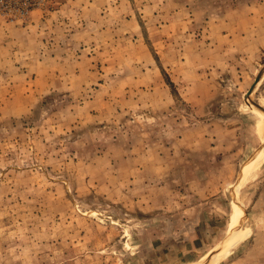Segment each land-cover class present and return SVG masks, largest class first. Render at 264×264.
Instances as JSON below:
<instances>
[{
    "label": "rangeland",
    "instance_id": "obj_1",
    "mask_svg": "<svg viewBox=\"0 0 264 264\" xmlns=\"http://www.w3.org/2000/svg\"><path fill=\"white\" fill-rule=\"evenodd\" d=\"M257 125L264 0H0V264H264Z\"/></svg>",
    "mask_w": 264,
    "mask_h": 264
},
{
    "label": "bare ground",
    "instance_id": "obj_2",
    "mask_svg": "<svg viewBox=\"0 0 264 264\" xmlns=\"http://www.w3.org/2000/svg\"><path fill=\"white\" fill-rule=\"evenodd\" d=\"M257 128L259 133L264 136L263 128L258 125ZM226 225V232L223 238L217 244L215 243L211 249L207 250L200 257V259L189 264H202L207 259H214L216 257L225 255L232 247H234V245L239 241L244 229L239 212L232 210L229 222Z\"/></svg>",
    "mask_w": 264,
    "mask_h": 264
},
{
    "label": "water",
    "instance_id": "obj_3",
    "mask_svg": "<svg viewBox=\"0 0 264 264\" xmlns=\"http://www.w3.org/2000/svg\"><path fill=\"white\" fill-rule=\"evenodd\" d=\"M260 73H258V75H256V77H255V80H254V83L252 84V86L250 87V89L248 90V93H250L251 91H252V87H253V85L260 79ZM264 144V141L262 142V144L261 145H263ZM205 264H207V263H205Z\"/></svg>",
    "mask_w": 264,
    "mask_h": 264
},
{
    "label": "crops",
    "instance_id": "obj_4",
    "mask_svg": "<svg viewBox=\"0 0 264 264\" xmlns=\"http://www.w3.org/2000/svg\"><path fill=\"white\" fill-rule=\"evenodd\" d=\"M193 261H195V260H193Z\"/></svg>",
    "mask_w": 264,
    "mask_h": 264
}]
</instances>
